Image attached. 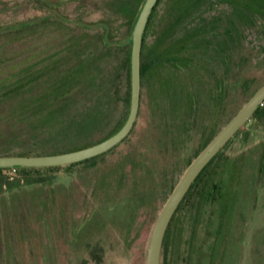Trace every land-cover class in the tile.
Listing matches in <instances>:
<instances>
[{
    "label": "rangeland",
    "instance_id": "374dc122",
    "mask_svg": "<svg viewBox=\"0 0 264 264\" xmlns=\"http://www.w3.org/2000/svg\"><path fill=\"white\" fill-rule=\"evenodd\" d=\"M192 1V6H187L191 0H186V4L179 7L176 0H159L147 42L166 25L168 18L165 19L163 13L166 11L169 12L166 16L170 12L184 11L185 28L198 24L200 31L209 28L220 35V29L228 26L223 113L209 105L206 134L209 138L264 83V6L252 11L227 0ZM141 3L142 0H0V27H13L50 10H58L71 19L106 23L109 40H124L129 36ZM97 37L100 61L105 59L108 74L122 75L120 63L127 56L128 43L122 47L102 44L101 28L84 30L52 15L0 34V148L14 149L20 142L22 149L33 151L31 154L36 150L54 149L52 153L56 154L92 143L102 136L106 128L92 135L73 137L68 134L59 138L53 135L59 124H52L49 129H34V125L41 124L35 121L38 114L29 115L26 100L32 94L34 102L40 104L38 96L42 93L24 85L28 74L23 72H62L63 54L75 58L78 42L87 43ZM207 38L210 37L203 33L199 40ZM203 41L199 42L203 44ZM194 53L199 58L207 52L195 49ZM196 64H201L204 72ZM213 64L197 60L193 67L195 77L208 80L207 73ZM215 74L219 77L216 68ZM15 83H18L16 92L4 96L3 91ZM262 104L259 115L249 117L226 141L175 210L164 238V245L170 246L173 253V264H264V99ZM146 115L143 109L130 135L133 141L144 131ZM49 130L50 135H45ZM32 133L45 136L42 135L44 138L36 145L23 144ZM12 136L16 143L6 148ZM17 137L21 138L18 142ZM199 141L200 137L191 133L182 153L185 158L191 159L196 154ZM177 150L176 145L174 165L181 161L175 155ZM104 158L100 154L56 167L0 170V264H70L76 255L73 235L85 218L99 209L103 201L111 206L121 199L141 200V196L143 208L138 206L125 213L130 216L129 224L112 225L108 238L101 239L105 252L100 264H146L151 227L170 189L156 187L153 193L154 183L144 172L143 163L127 173L124 165L109 163L108 158ZM184 166L173 171L172 185ZM158 182L162 183V178L159 177Z\"/></svg>",
    "mask_w": 264,
    "mask_h": 264
},
{
    "label": "flooded vegetation",
    "instance_id": "af4514ba",
    "mask_svg": "<svg viewBox=\"0 0 264 264\" xmlns=\"http://www.w3.org/2000/svg\"><path fill=\"white\" fill-rule=\"evenodd\" d=\"M185 1L176 0V4L180 7L181 4H186ZM228 2L231 3L230 1ZM188 4L192 6L194 2L191 0V2L187 3V6ZM187 6L184 7V10H186ZM151 13L144 27L142 44L140 45L139 96L137 97V112L133 123L129 132L116 144L97 155L103 154L105 157L103 160L108 158L109 163L124 165L127 173L130 170L134 171L135 167L143 163L145 166L144 172H147V177L154 183L152 185V192L154 193L156 187L161 190L162 187L168 186L171 191L173 187L171 184L173 171L177 170L182 164L185 165L184 168L179 169V180L193 157L202 150L214 135L212 134L209 138L206 137L208 128L207 116H209V105L211 107L215 106L218 113H223L225 82H227L225 72L228 64L227 54L230 37L228 26L220 29V35L209 28L202 32V30L198 29V24L193 28L183 27L186 25V22L182 24V18L185 13L181 10L175 14L170 12L169 16H166L169 13L168 11L163 12L164 18H168L166 25L160 28L151 42H147L149 30L154 23V10H151ZM72 19L91 26L66 20L65 22L75 24L76 27L84 30L95 31L101 28L103 30L102 44L111 47H122L128 43L108 44L104 38L105 28L99 25L102 23ZM26 21H21L13 26L19 24L15 28L19 29L22 26L31 24H25ZM4 28L6 27H0V30ZM8 28L10 27L6 29ZM10 31H0V34ZM203 33H205V37L208 35L210 38L204 39V41L199 40ZM107 37L108 41H111L109 40V26ZM199 41H203V44ZM99 43V37L87 43L85 41L78 42L75 47V58H72L73 55H68V53L63 54L62 72L23 70V72L28 74L26 79L28 82L24 85H30L31 91L37 88L39 92L43 93L38 96L40 104L34 102L32 94L29 95L26 100V104H29V115L38 114L35 121L40 124H59L58 138L65 137L68 134L73 137L92 135L96 131L106 128L102 136L95 139L92 143L89 142L87 145L78 148L91 146L111 136L123 125L127 114H129L131 97L129 43L127 50L128 62L126 61V56L125 60L120 63L122 75L108 74L109 69L103 62L105 59L100 61ZM195 49L207 53L196 58ZM196 59L198 62L214 63L207 73L208 80H198L195 77L193 67H195ZM196 65L197 68L203 71L201 64ZM215 68L219 71V77L217 78ZM19 85L22 88L24 86L22 83ZM17 88L18 83H15L9 89H13L16 92ZM51 91H53V94L49 95L48 93ZM143 109L147 114L146 126L144 131L139 134V137L133 141L130 135L141 118ZM50 130L44 134L50 135L52 132ZM191 133L200 137V144L196 154L191 159H187L182 153L185 150V142ZM44 134L32 133L28 135L23 144L36 145ZM176 145L178 150L175 155L181 161L174 165ZM218 152L209 159L207 164L216 157ZM203 169L199 171L190 186L197 180ZM159 177L162 178V183H157ZM190 186H188L180 203ZM141 200L132 197L126 200L121 199L115 201V204L111 206L104 204L103 202L106 201H103L100 208L95 210L89 218H85L74 233L72 246L76 251V255L70 264H88L89 262L100 264L102 255L105 252L104 242L101 239L104 237L108 238V231L112 225L123 227L128 225L130 216L129 214L126 216L125 213L138 206L143 208L144 200ZM180 203H178L177 207ZM172 217L170 220H172ZM170 220L162 238L160 264H173V253L170 250V246L164 245V238H166Z\"/></svg>",
    "mask_w": 264,
    "mask_h": 264
},
{
    "label": "water",
    "instance_id": "95a60500",
    "mask_svg": "<svg viewBox=\"0 0 264 264\" xmlns=\"http://www.w3.org/2000/svg\"><path fill=\"white\" fill-rule=\"evenodd\" d=\"M157 0H142L140 8L138 9L133 27H131L129 36L121 42L108 41V24H99L105 28V41L108 44L115 45L124 42L129 43V71H130V108L129 114L125 119L123 125L115 131L111 136L93 144L84 146L78 149H71L61 153H48V154H31V155H3L0 154V168H43L51 166H62L70 163H76L84 160L88 157H93L106 149L111 148L116 144L127 132L133 123L135 114L137 112V97L139 96V62H140V45L142 44V35L144 27L148 21L151 10H153ZM52 15H58L61 19L66 21L76 22L78 24H85L84 22L76 21L65 17L59 13L58 10H50L44 15H39L33 19L25 22V24L33 23L39 20H44ZM19 24L4 28L0 31H10L18 27ZM264 99V83H262L238 109V111L230 117L225 124L214 134L201 151L188 164L187 168L184 169L179 180L173 185L170 193L168 194L165 202L162 204L160 211L157 214L156 219L153 221L150 237L147 241V249L145 255L146 264H160L161 255V243L164 237V232L168 221L171 219L172 214L180 203L183 195L185 194L188 186L192 183L194 178L197 176L199 171L207 164L209 159L218 152L226 141L237 132V130L243 125V123L253 115L256 108L262 104Z\"/></svg>",
    "mask_w": 264,
    "mask_h": 264
},
{
    "label": "trees",
    "instance_id": "16d2710c",
    "mask_svg": "<svg viewBox=\"0 0 264 264\" xmlns=\"http://www.w3.org/2000/svg\"><path fill=\"white\" fill-rule=\"evenodd\" d=\"M227 1H230L232 2L234 5H238L240 4V6H242L245 10V8H249V9H252V11L256 10V11H259L261 10V7L264 6V0H227ZM159 3V0H157L156 4H155V7L153 8V10H155L157 4ZM152 10V11H153ZM244 12V11H243ZM152 14V13H151ZM239 16H241V14L239 13ZM135 20V18H134ZM134 23V21H133ZM263 33H264V30H263ZM230 37V35H229ZM102 58V55H100V59ZM126 61L128 62V56H127V59ZM5 94L4 96L6 97H9L10 95L13 94L14 90L13 89H7L5 91H3ZM43 94V93H42ZM49 95H52L53 94V91L49 92L48 93ZM41 95V94H40ZM263 108V104L262 105H259L257 107V109L255 110V114L259 115V113L261 112V109ZM47 127L48 129L49 128H52L53 125L52 124H41L40 126H36L34 125L33 128L34 129H37V130H43V128ZM58 130H54L53 131V135H55L56 137H58V134L56 135V133H58ZM40 132V131H39ZM55 133V134H54ZM21 137V136H20ZM12 137H10V141L7 142V146L6 148H8L10 146V144L12 143H16V140H13ZM44 138V137H43ZM18 139V137H17ZM21 140V138H19ZM19 139L17 140V142L19 141ZM17 146L13 148H10V149H5L3 147L0 148V154H3V155H13V154H20V155H30L33 151L32 150H24L21 148V143H16ZM84 145H87V144H84ZM21 149V150H20ZM73 149V148H72ZM4 150V151H3ZM55 150V149H54ZM54 150H48V151H34V154H47V153H52ZM2 168H0L1 170ZM14 169H20V171H27V170H34L36 169V167H32V168H20V167H14ZM3 170V169H2Z\"/></svg>",
    "mask_w": 264,
    "mask_h": 264
},
{
    "label": "built area",
    "instance_id": "2783aa9c",
    "mask_svg": "<svg viewBox=\"0 0 264 264\" xmlns=\"http://www.w3.org/2000/svg\"><path fill=\"white\" fill-rule=\"evenodd\" d=\"M14 169V168H13Z\"/></svg>",
    "mask_w": 264,
    "mask_h": 264
}]
</instances>
